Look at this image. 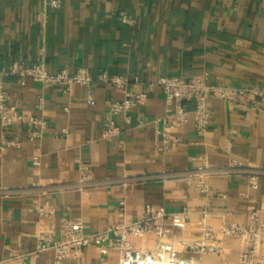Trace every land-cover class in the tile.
Instances as JSON below:
<instances>
[{"label":"crops","instance_id":"1","mask_svg":"<svg viewBox=\"0 0 264 264\" xmlns=\"http://www.w3.org/2000/svg\"><path fill=\"white\" fill-rule=\"evenodd\" d=\"M42 6V0H0V68L44 60L50 71L105 69L127 74V87L147 91V97L127 119L109 111L111 103L124 99L123 88L109 82L93 84L96 102L91 104L79 85L44 88L31 77H4L10 103L47 124L0 126V145L19 142L0 150V185L30 188L0 196V261L15 250H34L46 226L53 225L57 237L63 215L80 217L88 232L137 221L146 204L169 213L189 210L188 221L167 219L162 231L131 239L150 250L160 246L162 235L166 241L199 238L203 209L210 211L209 223L217 229L223 221L247 224L253 210L264 219V177L254 189L246 173L210 176L212 190L222 195L208 197L195 181L179 175L196 168L199 156L213 166L264 168V112L211 97L212 120L205 135L193 120L170 129L156 121L166 109L160 85L149 88L160 76L190 80L205 71L216 83L264 86V0H62L45 26L38 17ZM124 14L132 21H125ZM41 95L43 107L37 105ZM113 119L123 133L105 138L103 130ZM80 162L91 167L97 184L88 190L63 187L79 182ZM38 206L51 209L53 216L41 219ZM223 247V255L177 249L172 257L223 264L239 258L244 242L229 236ZM85 250L63 264H119L118 251L111 247L90 244ZM26 264H56L55 253L29 255Z\"/></svg>","mask_w":264,"mask_h":264},{"label":"built area","instance_id":"2","mask_svg":"<svg viewBox=\"0 0 264 264\" xmlns=\"http://www.w3.org/2000/svg\"><path fill=\"white\" fill-rule=\"evenodd\" d=\"M42 12L38 17L45 26L50 12H55L60 8L62 0H42ZM125 21L132 20L128 15H123ZM45 61L40 63L21 62L10 68H0V126L7 127L16 124H26L28 129H32L36 124L46 126L47 122L40 116L26 117L17 107L10 103V93L4 86L3 79L8 75H17L25 81L31 77L41 82L44 88L61 87L70 90L74 85L82 86L87 91L89 103L96 102L93 93L95 82L110 83L124 90V99L114 101L110 104L109 111L112 115H126L128 119L130 110L138 103L143 102L147 97V91L138 92L129 89L127 86L130 78L127 74H111L105 69H100L93 73L88 67L78 66L70 70L64 67L57 71H50L45 66ZM160 85L166 104L163 114L157 118V122H162L170 129H176L193 120L197 132L205 135L210 128L212 111L210 105L211 97H217L233 107L264 112V86L262 87H235L216 83L211 80L208 72L186 80L179 75L160 76L156 81L149 84ZM194 104L191 107L190 102ZM44 97L38 98L37 105L44 106ZM68 110V107H66ZM144 125V121L139 122ZM65 132L66 129H63ZM123 127L115 120H111L103 130L102 136L113 138L119 136ZM37 134V132H35ZM172 145L176 142L171 141ZM15 140L4 141L0 145V150L8 145H18ZM168 144H166V148ZM200 164L194 169H188L179 173L182 178L188 181H195L196 185L208 197L221 193L212 190L208 178L213 175H237L246 173L249 184L256 189L259 186L260 178L264 177V168L247 167L242 168L237 165L213 166L206 156H199ZM39 165L38 159L34 161ZM81 179L79 182L63 187H79L88 190L97 184L94 179L91 167L80 162ZM37 185H34L35 187ZM30 188H9L0 185V196H10L24 192ZM37 213L41 219H50L53 211L45 206H38ZM210 211H201L200 221H198L199 235L197 239L187 240L180 238L176 241L164 240L154 250L136 246L132 242L134 237H144L153 230L162 231L163 222L172 219L175 222L188 221L189 210L176 212H166L155 209L152 205L146 204L143 208L141 219L130 223L116 224L98 231H86L83 220L72 215H63L59 221L58 236L55 237L53 225L42 228L37 234V241L34 250L12 251L9 258L1 260L0 264H7L11 259L18 260L19 264H26L29 255L39 254L47 250L55 253L56 264H63L67 257L79 258L84 254L85 248L90 244H95L102 249L113 248L118 251L119 264H198L195 260L174 259L172 253L180 251L223 255V239L229 236L242 238L244 248L236 261L225 260L223 264H264V219L257 210H253L247 224L223 221L220 228H215L209 223Z\"/></svg>","mask_w":264,"mask_h":264}]
</instances>
